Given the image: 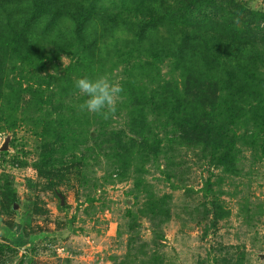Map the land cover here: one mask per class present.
Masks as SVG:
<instances>
[{
    "label": "trees",
    "instance_id": "16d2710c",
    "mask_svg": "<svg viewBox=\"0 0 264 264\" xmlns=\"http://www.w3.org/2000/svg\"><path fill=\"white\" fill-rule=\"evenodd\" d=\"M63 55L70 59L67 65ZM166 60L179 79L161 78ZM118 65L125 74L122 89L128 90L123 103L130 109L129 131L140 141L105 132L106 120L95 114L102 127L90 151L106 144L122 165L141 152L157 158L161 141L147 134L155 115V128L171 125L184 143L209 149L227 171H235L243 137L264 142V11L246 1L0 0V124L17 128L22 102L23 115L50 110L35 123L42 124L45 140L36 164L40 176H51L56 152L66 151L69 141L78 146L74 136L88 142L86 116L77 113L85 97L74 81L112 73ZM161 112L168 123L158 124ZM244 113L252 121L245 135L237 132ZM0 193L9 208L18 199L9 181ZM10 238L28 242L12 229ZM7 247L0 242L1 252Z\"/></svg>",
    "mask_w": 264,
    "mask_h": 264
},
{
    "label": "rangeland",
    "instance_id": "374dc122",
    "mask_svg": "<svg viewBox=\"0 0 264 264\" xmlns=\"http://www.w3.org/2000/svg\"><path fill=\"white\" fill-rule=\"evenodd\" d=\"M243 1L264 11V0ZM69 61L62 56L64 65ZM108 70L101 74H112L121 85L123 66ZM160 73L167 81L180 78L168 60ZM127 92L103 128L140 141L129 131ZM26 105H20L17 128L0 124V192L9 181L18 195L9 208L0 193V242L8 246L0 251V264H264L263 139L243 137L235 171H227L209 149L184 143L171 125L155 128V115L147 134L160 139V155L141 152L122 165L106 144L89 150L102 126L94 113L79 110L88 122V142L74 136L78 146L69 141L66 151H57L50 179L36 166L45 140L42 124H35L50 110L23 115ZM241 118L237 132L245 135L252 121L246 113ZM166 123L159 113L158 124ZM11 229L28 242L13 241Z\"/></svg>",
    "mask_w": 264,
    "mask_h": 264
},
{
    "label": "clouds",
    "instance_id": "9594fccd",
    "mask_svg": "<svg viewBox=\"0 0 264 264\" xmlns=\"http://www.w3.org/2000/svg\"><path fill=\"white\" fill-rule=\"evenodd\" d=\"M235 23L239 28L240 21L237 19ZM74 87L85 97L78 106L79 109L94 113L105 120L116 112L117 100L123 91L122 86L106 74H84L74 81Z\"/></svg>",
    "mask_w": 264,
    "mask_h": 264
}]
</instances>
